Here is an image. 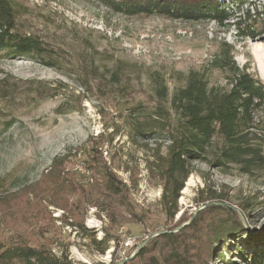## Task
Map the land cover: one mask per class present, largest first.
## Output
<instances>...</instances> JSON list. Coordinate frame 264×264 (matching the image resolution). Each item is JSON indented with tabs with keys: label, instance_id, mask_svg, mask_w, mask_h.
<instances>
[{
	"label": "rangeland",
	"instance_id": "obj_1",
	"mask_svg": "<svg viewBox=\"0 0 264 264\" xmlns=\"http://www.w3.org/2000/svg\"><path fill=\"white\" fill-rule=\"evenodd\" d=\"M15 6L18 29L58 54L53 68L0 52V239L23 237L66 253L73 264H122L153 235L201 217L213 200L233 208L246 231L216 241L223 259L210 264H251L253 252L264 257V170L249 176L234 164L216 167L210 150L192 163L177 207L162 202V169L178 123L172 92L190 70L203 71L209 86H226V72L211 66L221 42L232 45L236 65L262 79L253 49H264V34L239 38L232 25L213 21L126 16L98 0ZM45 86L47 93L38 90ZM55 158L63 186L56 173L46 176ZM104 167L116 192L103 185Z\"/></svg>",
	"mask_w": 264,
	"mask_h": 264
},
{
	"label": "trees",
	"instance_id": "obj_2",
	"mask_svg": "<svg viewBox=\"0 0 264 264\" xmlns=\"http://www.w3.org/2000/svg\"><path fill=\"white\" fill-rule=\"evenodd\" d=\"M98 1L111 11L126 16L156 14L183 21H213L219 25H232L239 38L264 34V5L258 8L250 0H234L236 5L232 6L223 0ZM17 12L15 0H0V52L7 57H27L56 67L57 49L36 34L19 30ZM232 51L231 44L221 42L211 61L212 68L226 72V86H209L203 71L190 70L184 85L170 96L171 109L177 114L178 123L162 169V202L166 208L177 207L179 192L193 170L192 163L206 160L210 150L214 151L212 163L216 167L234 164L240 173L249 176L264 170V81L255 72H249L246 66L236 65ZM50 89L45 86L38 90L47 93ZM92 149L94 155L101 154L97 147L92 146ZM99 171L104 187L116 192L118 186L113 172L106 167ZM52 174L60 178L62 186L65 184L63 179L67 182L57 166V158L52 160L46 176ZM204 205L198 211L199 216L212 214L207 220L201 216L204 226L199 227L201 217H195L177 231L153 235L122 264H210L214 258L223 259V254H216L215 242L242 237L246 230L233 208L213 200ZM79 228L87 231L84 226ZM108 241V237L98 241L103 244L101 251L108 248ZM236 247L240 249L239 245ZM250 256L254 259L251 264H259V260L264 259L255 252ZM0 264L73 262L66 253L57 255L51 249L32 245L21 237L0 239Z\"/></svg>",
	"mask_w": 264,
	"mask_h": 264
},
{
	"label": "bare ground",
	"instance_id": "obj_3",
	"mask_svg": "<svg viewBox=\"0 0 264 264\" xmlns=\"http://www.w3.org/2000/svg\"><path fill=\"white\" fill-rule=\"evenodd\" d=\"M253 55L255 60L257 61L258 68L260 70V74L262 79H264V49L259 45L255 46L253 49Z\"/></svg>",
	"mask_w": 264,
	"mask_h": 264
},
{
	"label": "water",
	"instance_id": "obj_4",
	"mask_svg": "<svg viewBox=\"0 0 264 264\" xmlns=\"http://www.w3.org/2000/svg\"><path fill=\"white\" fill-rule=\"evenodd\" d=\"M212 203V202H211ZM215 203H217V202H215ZM202 207H205V205H203ZM242 220H243V218H242ZM244 221V220H243ZM244 223V222H243ZM245 224V223H244ZM147 241V240H146ZM145 241V242H146ZM144 244V242L143 243H141L139 246H138V248H136V250H135V252L131 255V257L136 253V252H138V249L142 246Z\"/></svg>",
	"mask_w": 264,
	"mask_h": 264
}]
</instances>
